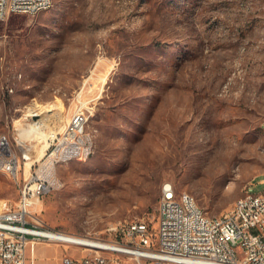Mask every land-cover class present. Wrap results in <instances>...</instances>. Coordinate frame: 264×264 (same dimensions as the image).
<instances>
[{
	"label": "rangeland",
	"instance_id": "374dc122",
	"mask_svg": "<svg viewBox=\"0 0 264 264\" xmlns=\"http://www.w3.org/2000/svg\"><path fill=\"white\" fill-rule=\"evenodd\" d=\"M79 108L94 152L57 167L60 186L35 208L47 227L104 238L120 220L152 229L165 181L212 216L262 191L264 0H53L0 20V133L24 137L27 166ZM32 110L47 111L46 131ZM190 128L199 136L187 143ZM210 129L230 134L224 171H210L219 141H204ZM18 187L0 172V200ZM38 242L27 264L79 254Z\"/></svg>",
	"mask_w": 264,
	"mask_h": 264
},
{
	"label": "built area",
	"instance_id": "2783aa9c",
	"mask_svg": "<svg viewBox=\"0 0 264 264\" xmlns=\"http://www.w3.org/2000/svg\"><path fill=\"white\" fill-rule=\"evenodd\" d=\"M52 2L0 0V20L38 14ZM88 119L86 109H75L60 131L50 133L44 153L29 166V144L0 133V170L19 185L15 200H0V264H27L35 244L45 239L78 250L76 256L64 253L60 264H264V189H246L243 199L212 216L194 196L165 181L152 229L142 219L120 220L107 227L111 237H102V243H95L93 236H82L83 243L54 239L57 230L45 226L35 208L60 186L59 165L94 152Z\"/></svg>",
	"mask_w": 264,
	"mask_h": 264
},
{
	"label": "bare ground",
	"instance_id": "6f19581e",
	"mask_svg": "<svg viewBox=\"0 0 264 264\" xmlns=\"http://www.w3.org/2000/svg\"><path fill=\"white\" fill-rule=\"evenodd\" d=\"M51 1H53V0H51ZM52 4H53V2H52ZM49 7H47V9ZM47 111H45V112H47ZM45 112H40L39 113L38 111H35V110H32L31 112H28L29 115L36 116V118L38 120H37V122H35V124L37 123L38 126L39 127H42V130H44V131H46L45 130L46 125H45V123H43V121H46L47 118H48V116H47V114H45ZM59 115H57V116H59ZM62 121H63V119H62ZM31 122H33V120ZM32 128H33L32 130H37L38 129V128L36 129V125H34V124H33ZM50 133H52V132L50 131ZM49 134L47 135V137L49 136ZM186 135L188 137V140H186L187 143H189V141L191 139L196 140L197 137L199 136V129L190 128L188 131H186ZM201 135L204 137L203 138L204 141H205V139L207 140L208 138L219 137V141H218V144H217L218 147L215 150V153H214L215 156L213 158L214 163H212L211 168H210V171L211 172H213L215 170H217V171L223 170L224 171V170L228 169V167H229V165H230V163H231V161L233 159V156H234V151L232 150V145H231L230 140L228 138L229 135H230L229 132H227V131H220V130H217V129H210L208 131H204ZM23 139H24V137H23ZM42 145H43L42 146L43 147L42 148V151H44L45 148L48 145L47 144V141L46 142L43 141V144ZM92 148L94 149L93 138H92ZM91 154H92V152H90L88 154V156H83L82 158H80V157H73V160H75V159H78V160L87 159ZM0 172H3V170H0ZM184 194H187V196H192L188 192H184ZM243 198H244V195L241 196V197H239L238 199H236V201H239V200H241ZM54 233H55L54 234V239H59L60 238V239L68 240V241H79L81 243H83V241L86 240V238H84L82 236L75 235V234H70V233H67V232H64V231H54ZM94 242L95 243H102V237H99V236L98 237H94Z\"/></svg>",
	"mask_w": 264,
	"mask_h": 264
},
{
	"label": "crops",
	"instance_id": "0c3cea01",
	"mask_svg": "<svg viewBox=\"0 0 264 264\" xmlns=\"http://www.w3.org/2000/svg\"><path fill=\"white\" fill-rule=\"evenodd\" d=\"M38 243H40V242H38ZM46 245H49V244H46ZM56 262H57V264H60V261L59 260L58 261L56 260Z\"/></svg>",
	"mask_w": 264,
	"mask_h": 264
}]
</instances>
